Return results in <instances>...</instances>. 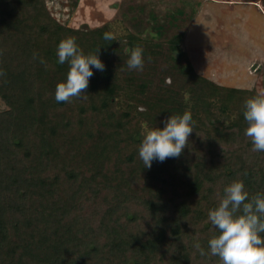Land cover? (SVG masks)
Wrapping results in <instances>:
<instances>
[{"label": "trees", "instance_id": "1", "mask_svg": "<svg viewBox=\"0 0 264 264\" xmlns=\"http://www.w3.org/2000/svg\"><path fill=\"white\" fill-rule=\"evenodd\" d=\"M47 2L0 0V264H219L194 243L207 252L217 234L208 212L227 184L264 192V152L243 116L258 90L199 73L186 29L164 37L156 17L145 37L128 11L73 27ZM68 36L85 53L99 48L105 70H94L83 99L57 102L69 64L56 49ZM137 45L145 64L130 70ZM189 109L196 123L181 155L144 167L145 130Z\"/></svg>", "mask_w": 264, "mask_h": 264}, {"label": "rangeland", "instance_id": "2", "mask_svg": "<svg viewBox=\"0 0 264 264\" xmlns=\"http://www.w3.org/2000/svg\"><path fill=\"white\" fill-rule=\"evenodd\" d=\"M47 1L54 17L73 27H96L128 11L143 22L145 37L154 34L149 22L156 17V32L165 28L164 37L186 29L183 47L199 73L222 85L264 91V0Z\"/></svg>", "mask_w": 264, "mask_h": 264}, {"label": "clouds", "instance_id": "3", "mask_svg": "<svg viewBox=\"0 0 264 264\" xmlns=\"http://www.w3.org/2000/svg\"><path fill=\"white\" fill-rule=\"evenodd\" d=\"M105 40L115 36L106 31ZM85 53L75 36L63 38L57 45L58 63L69 64L66 79L58 82L55 90L57 102L69 101L72 97L84 98L94 70L104 71L105 64L98 54ZM34 58L37 53H33ZM41 63H45L43 58ZM127 67L142 70L145 64L141 45L128 52ZM243 116L248 126L245 135L251 139L253 150L264 152V91L245 101ZM196 121L191 110L171 115L163 127L147 129L143 133L138 154L144 167L151 168L153 161L163 162L169 157H179L188 144ZM208 220L217 229V234L207 241V252L199 241L194 247L201 255L210 254L219 258V264H264V192L251 195L242 179L227 184L218 205L208 212Z\"/></svg>", "mask_w": 264, "mask_h": 264}]
</instances>
